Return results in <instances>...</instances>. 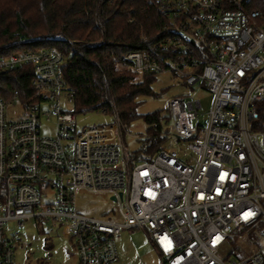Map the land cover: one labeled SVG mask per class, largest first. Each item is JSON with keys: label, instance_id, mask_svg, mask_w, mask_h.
I'll list each match as a JSON object with an SVG mask.
<instances>
[{"label": "built area", "instance_id": "1", "mask_svg": "<svg viewBox=\"0 0 264 264\" xmlns=\"http://www.w3.org/2000/svg\"><path fill=\"white\" fill-rule=\"evenodd\" d=\"M147 1L166 26L127 60L140 75L172 73L187 90L170 99L167 139L151 160L127 152L117 113L115 126L78 129L63 106L75 93L58 46L0 58L6 71L33 68L27 102L0 98V264H16L9 235L30 221L59 225L79 264L116 262L117 237L138 229L161 264H264L260 249L244 258L227 249L231 233L264 221V129L254 128L264 102V11L252 8L260 0ZM52 121L54 135H44ZM78 189L114 197L118 213H80Z\"/></svg>", "mask_w": 264, "mask_h": 264}, {"label": "trees", "instance_id": "2", "mask_svg": "<svg viewBox=\"0 0 264 264\" xmlns=\"http://www.w3.org/2000/svg\"><path fill=\"white\" fill-rule=\"evenodd\" d=\"M252 8L264 11V1ZM166 23L147 0H0V58L58 46L68 56L64 74L75 93L74 112L117 113L126 128L143 118L149 125L148 134L133 158L151 160L167 139L163 131L170 116L161 111L138 113L142 98L157 96L152 88L157 75L135 73L127 54L150 50ZM95 41L101 44H85ZM32 78L31 66L15 71L0 67V98L27 102ZM258 111L260 119L254 128L262 130L264 102ZM230 253L237 258L244 254L235 248Z\"/></svg>", "mask_w": 264, "mask_h": 264}, {"label": "rangeland", "instance_id": "3", "mask_svg": "<svg viewBox=\"0 0 264 264\" xmlns=\"http://www.w3.org/2000/svg\"><path fill=\"white\" fill-rule=\"evenodd\" d=\"M139 78V77H137ZM156 97L142 98L143 103L138 108L140 115H146L156 111L168 114V105L171 98L183 94L187 90L176 75L161 73L152 85ZM199 99L203 103L204 110L210 107L211 95L203 91L199 93ZM63 106L67 110H75L72 100L63 99ZM20 110L11 112L12 118H17ZM116 116L102 111H93L77 114V127L79 130L115 126ZM149 125L139 118L127 127L125 134L126 150L134 154L141 147V140L148 134ZM42 133L53 136L55 123L42 124ZM78 211L86 216L102 217L109 212L118 213L119 204L111 200L104 193L95 194L85 189H78L76 193ZM9 227L14 231L15 224ZM15 245L16 264H79L78 255L73 238L65 236L61 227L51 222L30 221L26 229L19 235H9ZM118 259L112 264H161V258L154 245L143 230H124L116 240ZM242 251L240 258L249 255L252 248L262 250L264 254V221L254 227H242L230 234L227 246Z\"/></svg>", "mask_w": 264, "mask_h": 264}, {"label": "water", "instance_id": "4", "mask_svg": "<svg viewBox=\"0 0 264 264\" xmlns=\"http://www.w3.org/2000/svg\"><path fill=\"white\" fill-rule=\"evenodd\" d=\"M121 195H122V194H121ZM111 200H112V201H115V198H114V197H111Z\"/></svg>", "mask_w": 264, "mask_h": 264}]
</instances>
